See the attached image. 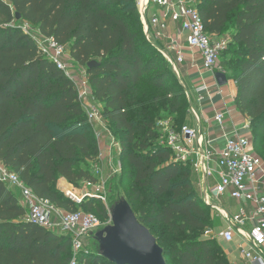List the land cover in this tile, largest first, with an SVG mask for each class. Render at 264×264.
Returning <instances> with one entry per match:
<instances>
[{
  "label": "trees",
  "instance_id": "1",
  "mask_svg": "<svg viewBox=\"0 0 264 264\" xmlns=\"http://www.w3.org/2000/svg\"><path fill=\"white\" fill-rule=\"evenodd\" d=\"M194 2L207 33L228 34L226 50L232 54L220 64L235 81L236 109L248 121L254 150L264 160V0ZM23 24L68 46L72 63L86 68L102 116L123 133L119 155L131 171L126 200L133 211L144 192L156 199L167 196L148 213L143 207L134 211L142 224L163 225L171 233L169 240L155 237L166 245L164 258L172 264H229L216 238L200 237L212 222L210 206L194 188L191 163L174 161L160 140L156 121L161 117L139 100L146 85L155 103L182 113L183 98L170 81L175 71L146 40L134 0H0V161L58 208L107 215L98 198L75 204L56 189L58 176L73 184L94 183L93 168L85 161L96 156L74 82L39 52ZM91 60L96 65L88 68ZM166 119L180 130L178 116ZM26 211L0 182V264H70L72 236L30 222ZM94 249L93 254L79 250L75 264H111L99 255L95 240Z\"/></svg>",
  "mask_w": 264,
  "mask_h": 264
},
{
  "label": "built area",
  "instance_id": "2",
  "mask_svg": "<svg viewBox=\"0 0 264 264\" xmlns=\"http://www.w3.org/2000/svg\"><path fill=\"white\" fill-rule=\"evenodd\" d=\"M134 2L143 24L146 40L156 46L177 75V64L183 62L181 51L174 48L176 58L173 59L168 52L172 47H162L156 43L157 40L164 38L168 22L180 24L181 30L186 34L187 46L196 49L201 55L202 69L214 72L213 68L218 63L220 53L225 49V44L223 41H219L217 36L206 32L194 5V0H134ZM151 7L158 8L159 14L148 17ZM26 32L28 33V31ZM31 37L35 40L39 52L72 79L71 60L70 57L67 60L66 54L69 55V51L65 48L66 46L59 45L53 38L42 36L39 33L38 35H31ZM196 92L197 100L202 103L206 98L209 99L210 87L206 83H202L196 88ZM216 92L219 95L222 94V90L217 84ZM185 94L188 98V91H185ZM89 98L93 102L95 101L91 91L82 90L78 92V99L84 110L86 121L89 125L94 126L96 124V127L94 126L95 136L101 139L107 135L109 130L99 111L89 103ZM193 113L196 120L199 121L194 110ZM226 115V109L214 113V120L224 140L223 146L219 150H215L212 141L207 140L198 129L182 126L180 130H174L169 126L168 121L161 122L159 125L164 143L172 150L174 161L190 162L192 168L202 177L204 190L201 197L204 203L218 211L226 221L221 232L223 240L232 242L235 234L245 239V243L238 245L240 262L235 264H264V160L254 150L248 121L245 120L243 128L248 130L249 134L242 135L236 127H232L230 130L225 129ZM112 146L115 144L112 143L110 149ZM104 159L105 157L101 154L98 156V160L101 162ZM211 162L215 164L214 168ZM101 172L99 166L93 168L94 176H99ZM214 174L218 180L212 186H208L206 180ZM0 182L20 192L27 210V220L51 231L56 232L57 230L59 233L71 234L74 255L70 264H75L76 254L82 248L79 239L99 226L98 218L93 213L81 210L64 211L37 197L20 180L19 176L1 161ZM70 191H67L66 194L78 203L84 199V195L102 198L88 193L78 198L72 187ZM226 192L239 205L238 210L233 214L222 211L212 201V199L220 198ZM247 224H250V228L245 231L243 228Z\"/></svg>",
  "mask_w": 264,
  "mask_h": 264
},
{
  "label": "rangeland",
  "instance_id": "3",
  "mask_svg": "<svg viewBox=\"0 0 264 264\" xmlns=\"http://www.w3.org/2000/svg\"><path fill=\"white\" fill-rule=\"evenodd\" d=\"M195 5V4H194ZM196 7V5H195ZM23 29L25 31H28L30 35H38V32L35 29H32L29 27L27 24H23ZM217 39L219 41H223L225 44V49L221 51L220 53V59L216 66L213 68V71H219V72H224L227 76H229L231 73L228 70L224 71L222 69V66L220 62H222L224 59H228L229 56H231L232 51L226 50L229 48V37L227 33H224L222 35L217 36ZM68 51V46L65 47ZM68 57L67 60H69V55L68 53L66 54ZM72 62V61H71ZM70 69L72 70V81L74 82L75 87L77 88V91H82V90H87V91H92L90 85L88 84L85 71L86 68L76 65L75 63L70 64ZM199 69L201 71H204L200 65ZM177 71L178 75L176 72H171L173 73V76L171 77V85L175 87L176 91L179 92V94L182 96L183 100V107H182V113L180 115H175L171 111H169L167 108H162L160 101L156 102L153 100V90L151 87L142 85L140 87V96L139 100L143 101L144 104H146L147 107H150L152 111L155 112V114L161 119H157L156 121V126H158L161 122L168 121L166 118L168 116H178L179 122H178V127L182 126H189L192 128L197 129L198 127V121L195 118V115L193 113V108L192 105H195V99L193 95V86H194V81L191 79V77L188 75L185 66L183 63L177 64ZM210 72V71H208ZM183 90L188 91L189 97H185L183 95ZM89 103L92 104L101 114L102 116V104L91 100V98L88 99ZM154 102V103H153ZM103 121L108 127L109 132L104 138L98 139L94 137V132L96 124L93 125H88V130L90 131L91 135V148L95 152L96 158L95 159H90L88 161H85L88 166L92 168H96L99 166L102 170L101 174L96 177V181L94 183H90L89 181L85 180H78L77 184H73L69 182L67 179L58 176L56 179V189L65 197V198H70L69 195L66 194L67 191H70L71 187L74 190V194L77 195L78 198H81L84 194H93L97 196H101L102 198L99 199L100 202H102L104 209L106 210L107 215H101L99 211L92 210L91 213H93L99 220V226L93 230L91 233L85 235L84 237H81L79 240L81 242V249H86L88 250L87 252H92V249H94V240H96L95 235L96 233L101 230L105 225H108L110 222V216H109V207L118 199L124 198L127 199V194L128 191L130 190L131 186L129 184V178L128 175L131 173L129 170L128 166L125 164L124 160L120 158V148H121V139L123 137V133L119 130H116L113 125H111L107 120L104 119L102 116ZM159 132V131H158ZM161 142L164 143V138L160 137ZM114 143L115 146L111 147V144ZM256 153L261 155L260 150L255 149ZM101 154V156L105 157L104 161L101 162V160H98V156ZM86 164H81V167L87 169ZM93 170V169H92ZM190 176L192 179V182L194 184V188H196L197 192H199V186L197 185V172L193 169L190 168ZM65 180H63V179ZM63 180V181H62ZM61 181V182H60ZM72 192V191H70ZM144 198L141 200L138 205H136V210L140 207H143L145 209V212L148 213L153 206H156L160 203V200L164 199L163 196L160 199H156L151 197L147 192H144ZM84 199L87 198L88 196L84 195ZM72 200V198H70ZM214 201V199H212ZM75 204H78L77 201H74ZM223 201L222 199L216 200L214 202L215 206H220L222 205ZM224 204V203H223ZM228 207L231 205L226 204ZM223 206V205H222ZM78 210L85 211L83 208H78ZM136 210H134L136 212ZM209 214H210V219L212 222V225L210 228L204 230L200 237L204 238H217L219 234V229L221 226V218L222 215L219 214L218 211L215 209H212L209 207ZM147 228H152L153 229V235L154 237L164 239L166 238L169 240L171 233L169 230L163 226V225H154V224H145ZM57 233L59 231L56 230ZM61 233V232H60ZM71 235V234H69ZM161 247H165V243L160 244ZM98 250H99V245L97 242ZM99 252V251H98ZM97 253V252H96ZM74 255V254H73ZM96 255V254H94ZM77 256V254H76ZM166 264H172V260L165 257ZM100 264H107L106 261H102Z\"/></svg>",
  "mask_w": 264,
  "mask_h": 264
},
{
  "label": "crops",
  "instance_id": "4",
  "mask_svg": "<svg viewBox=\"0 0 264 264\" xmlns=\"http://www.w3.org/2000/svg\"><path fill=\"white\" fill-rule=\"evenodd\" d=\"M159 12L160 10L158 8L151 7L148 12V17L154 14H159ZM185 36L186 34L181 30L180 24L174 22H168L167 29L165 30L164 33V38L157 40L156 43L157 45L162 47H166V46L172 47L171 49L168 50V52L173 59L176 58V51L174 48L179 49L181 51L183 55L182 63L184 64L188 75L194 81L193 95L195 99L194 101L195 105H192V108L199 117L197 129L204 135V137L207 140L212 141V146L215 148V150H219L223 146L224 140L223 137L221 136V132L219 131L217 123L214 120L215 111L226 109L227 115L224 125L226 130H230L232 127H236L239 129L240 134L242 135L249 134V131L243 128L246 118L237 111L235 106L234 99L237 93V87L234 81H232L231 79L228 80V82L225 85L219 86L214 77V73L217 71L214 72H208L206 70L201 71V69H199L200 65L202 64L201 55L196 49L189 48L187 46ZM202 83H206L210 87V94H209V99L206 98L201 103L197 100L196 88L199 87L200 84ZM216 84L222 90L221 95L217 94L216 92ZM211 165L213 166V168L215 167V164L213 162H211ZM197 177H198L197 185L199 186L198 193L202 196L204 190L203 180L198 173H197ZM217 180L218 178L214 174L213 176L207 178L206 183L208 184V186H212L215 182H217ZM8 188L11 189L10 187ZM11 190L15 193L18 202L22 206H24L20 192L18 190H13V189ZM219 199L220 200L222 199L224 203V204L222 203L223 206L222 205L219 206L222 211L228 212L229 214H233L238 210L239 205L236 204V202L232 198H230L228 192H226L220 198L214 199L213 202ZM226 204L231 206L228 207ZM221 219L222 220L219 229V234L217 238L216 237L215 238L223 248L228 258L229 264L239 263L240 254L238 251V245L240 243H245L246 241L245 239H243V237H241L238 234H235L232 242L224 241L221 236V232L222 229H224L225 227L226 221L223 216ZM249 228H250V224H247L243 229L247 231Z\"/></svg>",
  "mask_w": 264,
  "mask_h": 264
},
{
  "label": "water",
  "instance_id": "5",
  "mask_svg": "<svg viewBox=\"0 0 264 264\" xmlns=\"http://www.w3.org/2000/svg\"><path fill=\"white\" fill-rule=\"evenodd\" d=\"M15 18L19 19L20 15L16 14ZM95 65V60L87 63L88 68ZM214 77L219 86L228 82L224 72H215ZM109 216L111 223L95 235L102 258L111 264H166L163 248L126 199L115 201L109 207Z\"/></svg>",
  "mask_w": 264,
  "mask_h": 264
}]
</instances>
